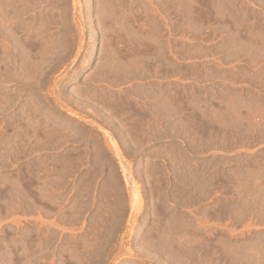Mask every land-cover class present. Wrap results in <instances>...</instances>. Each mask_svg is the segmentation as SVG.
I'll return each instance as SVG.
<instances>
[{
	"label": "rangeland",
	"instance_id": "rangeland-1",
	"mask_svg": "<svg viewBox=\"0 0 264 264\" xmlns=\"http://www.w3.org/2000/svg\"><path fill=\"white\" fill-rule=\"evenodd\" d=\"M0 264H264V0H0Z\"/></svg>",
	"mask_w": 264,
	"mask_h": 264
},
{
	"label": "bare ground",
	"instance_id": "bare-ground-1",
	"mask_svg": "<svg viewBox=\"0 0 264 264\" xmlns=\"http://www.w3.org/2000/svg\"><path fill=\"white\" fill-rule=\"evenodd\" d=\"M113 145V144H112ZM116 152V151H115Z\"/></svg>",
	"mask_w": 264,
	"mask_h": 264
}]
</instances>
